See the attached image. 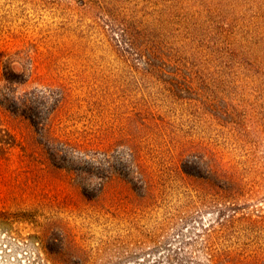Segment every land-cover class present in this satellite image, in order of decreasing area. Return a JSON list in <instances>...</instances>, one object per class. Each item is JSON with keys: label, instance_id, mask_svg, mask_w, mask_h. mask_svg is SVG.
I'll return each instance as SVG.
<instances>
[{"label": "rangeland", "instance_id": "obj_1", "mask_svg": "<svg viewBox=\"0 0 264 264\" xmlns=\"http://www.w3.org/2000/svg\"><path fill=\"white\" fill-rule=\"evenodd\" d=\"M5 78L0 264H264V0H0Z\"/></svg>", "mask_w": 264, "mask_h": 264}, {"label": "trees", "instance_id": "obj_2", "mask_svg": "<svg viewBox=\"0 0 264 264\" xmlns=\"http://www.w3.org/2000/svg\"><path fill=\"white\" fill-rule=\"evenodd\" d=\"M8 80L9 78H5L6 84L0 85V107L6 106V108L12 113H18V114L25 113V115H26V111H29V113H31L32 115L30 109H34L36 105L41 104V101L45 100L47 91L44 90V91H39L37 93H33L32 97L30 93H22L19 94V96L17 97L16 93L14 96L12 86L8 84ZM58 102H59L58 96H55L54 102L50 105L49 108H46L44 116L43 118H41V122L32 121V123L36 124V126L39 125V127L44 126L50 112L54 109V107ZM27 105H29V108L27 107ZM14 145H15L14 138L6 130L0 127V154H3L4 152L12 148ZM49 146L51 152L53 153L52 157H56L57 154L60 152L64 154H68L70 156H77V157L86 155L85 152H80L78 149L68 146L67 144L61 142H53V144L51 145L49 144ZM99 155L101 157L98 159L97 157L95 158V153L89 154L91 159H95V161L98 162L99 166H101L104 162L107 161L108 157L105 154H99ZM216 264H234V263L231 260L219 259L216 261Z\"/></svg>", "mask_w": 264, "mask_h": 264}]
</instances>
